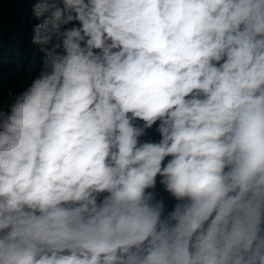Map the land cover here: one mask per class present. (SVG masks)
Segmentation results:
<instances>
[{
    "label": "clouds",
    "instance_id": "1",
    "mask_svg": "<svg viewBox=\"0 0 264 264\" xmlns=\"http://www.w3.org/2000/svg\"><path fill=\"white\" fill-rule=\"evenodd\" d=\"M32 14L39 72L0 100V264H264V0Z\"/></svg>",
    "mask_w": 264,
    "mask_h": 264
},
{
    "label": "trees",
    "instance_id": "2",
    "mask_svg": "<svg viewBox=\"0 0 264 264\" xmlns=\"http://www.w3.org/2000/svg\"><path fill=\"white\" fill-rule=\"evenodd\" d=\"M37 0H0V100L6 105L8 93L13 96L30 85L38 74L42 53L32 44V28L43 19H35L32 7ZM156 125L142 139L158 142ZM167 159V158H166ZM155 188L156 199L163 200L166 212L171 211L176 201L164 191L159 183Z\"/></svg>",
    "mask_w": 264,
    "mask_h": 264
}]
</instances>
